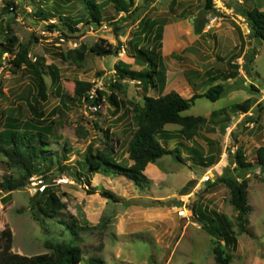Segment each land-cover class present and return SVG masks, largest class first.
I'll list each match as a JSON object with an SVG mask.
<instances>
[{
	"label": "rangeland",
	"instance_id": "obj_1",
	"mask_svg": "<svg viewBox=\"0 0 264 264\" xmlns=\"http://www.w3.org/2000/svg\"><path fill=\"white\" fill-rule=\"evenodd\" d=\"M133 1L130 9L138 8L136 19L116 31L105 20L99 26L82 21L77 30H71L52 10L55 0H15L16 7L8 10L0 0V132L7 128V117L31 125L35 124L31 107L44 113L42 124L51 123L45 143L52 161L33 175L42 176L65 203L53 217L36 219L30 207L38 189L28 183L9 195L0 189V229L10 228L12 250L25 255L50 251L46 242L78 245L82 258L77 264H86L89 256H99L105 264H217L212 253L214 237L196 220L199 210H215L234 223L237 242L229 249L230 264H264V172L253 167L246 174L251 207L247 233H237L236 211L225 185H207L202 190L207 179L222 173L237 148L247 161L254 162L255 149L264 144V42L249 40L247 23L228 6L241 3L264 10V0H213L215 12L206 14H202L203 0ZM58 3L62 4L58 10L71 19L81 20L86 14L80 2ZM103 10L115 14L109 2ZM198 14L208 20L200 34L194 33L191 20ZM51 24L57 26L48 29ZM9 35L15 36L10 44L13 50L31 41L30 58L43 65L45 101L37 95L30 70H10L7 60L12 54L2 51ZM99 38L112 43L118 52L105 56L91 52L89 46ZM80 46L84 59L79 66L73 50ZM151 46L160 54L157 86L144 90L138 81L117 76V62L146 70L147 60L137 49ZM253 47L257 53L247 74L242 65ZM232 57L238 74L214 82L224 84V94L215 102L199 97L183 112L202 117L193 137L186 140L179 135L176 124L164 126L172 137L158 136L162 145L179 149L183 162L164 155L149 163L143 170L148 183L142 188L124 177L87 172L88 153L109 154L123 164L131 163L127 145L136 129L134 115L144 109L145 96L156 97L170 89L185 97L194 91L202 93L210 85L205 71L231 70L228 61ZM76 80L100 83L104 100L96 112L88 101L73 98ZM110 94L118 107L108 100ZM246 99L248 110L242 112L236 105ZM193 150L196 157L206 162L212 158L215 163L206 167L205 162L194 160ZM75 170L83 176L77 179ZM9 174L17 171L7 168L0 153V181ZM63 176L61 182L52 180ZM89 187L96 192L88 193ZM100 189L118 200L101 196Z\"/></svg>",
	"mask_w": 264,
	"mask_h": 264
},
{
	"label": "trees",
	"instance_id": "obj_2",
	"mask_svg": "<svg viewBox=\"0 0 264 264\" xmlns=\"http://www.w3.org/2000/svg\"><path fill=\"white\" fill-rule=\"evenodd\" d=\"M60 3H70L73 1L80 2L85 16L79 19H71L63 15L58 8ZM153 2V0H145ZM3 7L7 10L16 7L15 0H2ZM106 2L112 4L115 9V14H110L103 10ZM133 0H55L54 13L62 24L71 30H77L76 26L84 21L85 24L101 25L107 21L114 30L119 31L125 23L130 19L135 20L137 17L133 5ZM234 13L244 18L249 27L248 38L252 41L264 42V10L257 7L246 8L241 3L228 4ZM202 14L215 12L213 0H203ZM123 15H119V14ZM39 14L43 17L47 15L40 11ZM105 20V21H104ZM193 31L200 34L207 23V19L198 14L192 19ZM57 25H48V29H52ZM160 36L157 33V37ZM7 45L2 47L3 52H10L12 56L8 58L7 64L12 72H17L20 69H27L33 73L37 86V95L41 101L47 99L46 83L43 78V65L37 60L30 58L31 41L17 44L15 50L11 49L10 44L15 41L14 35H9L6 38ZM1 44V43H0ZM91 52L97 55H115L118 48L112 43H108L105 39L99 38L96 42L89 46ZM256 47H253L245 57V62L242 65L245 73L250 74L249 65L252 63L257 53ZM74 51V61L80 66L84 59V48L78 47ZM139 56L147 60L148 68L146 70L129 69L117 62L115 64V72L121 79L128 78L136 80L142 84L144 90L148 86H157L156 74L159 73V57L160 54L156 46L139 47L137 49ZM232 57L228 61L231 70L223 72L220 70L209 69L205 71V75L209 78L210 85L202 93L194 91L190 97H184L174 89L153 97H144V109L134 115L136 129L134 130L128 145L127 157L131 161L129 165L117 161L109 154H91L88 153L85 157V165L89 173H101L108 176H120L130 180L135 186L142 188L148 183V178L143 173L146 165L150 162L161 158L164 155H172L177 161L183 162L181 152L177 147L167 148L159 141V135L163 139L172 137V134L164 129L166 124H176L179 126L178 134L182 135L186 140L191 139L195 133L197 125L202 121V117L197 115H186L184 111L194 103L199 97H205L208 100L215 102L225 92V86L221 82L214 83L216 80H226L230 77H235L238 74V65L233 61ZM1 66V63H0ZM94 86V82L86 80H76L74 82L73 93L74 99H83L90 104H101L102 91L95 89L96 96L89 100L88 94ZM194 87V86H193ZM110 103L118 107V101L113 94L108 96ZM249 106V99L244 100L241 104L236 105V108L246 112ZM31 112L35 118V124L26 125L20 121L7 117V128L0 132V153L5 158L7 168H13L17 171L16 175L9 174L0 181V189L7 195L11 191L26 186L29 178L41 172V167L47 162L52 161V155L48 152L49 145L45 143V135H50L51 123L44 126V113L39 112L36 107H31ZM66 146V143L64 144ZM65 150H67L65 148ZM194 160L205 162V166L209 167L215 163L212 158L204 161L202 157H196V151H192ZM58 160V159H57ZM224 167L221 174L215 179H207L204 182L203 189L207 185L212 186L217 183H222L228 189L229 203L236 211L235 224L237 233H247L248 214L251 207L247 199V178L246 174L253 168L257 167L261 172H264V144L259 145L255 149V161H247L244 158L242 150L236 149L234 157ZM235 164L232 169L231 166ZM47 170V169H45ZM44 170V171H45ZM77 179L83 176L80 171H74ZM87 184L88 180L85 179ZM88 193H95V187H89ZM99 194L113 201L119 197L106 189H100ZM65 208V203L51 190L45 186L42 191H37L32 197L30 209L36 219L39 216L53 217V214ZM196 217L201 228L208 234L212 235L214 246L212 253L217 264H230L231 255L230 247L236 245V236L232 230V223L223 213H218L215 210H199ZM70 226V225H69ZM46 247L50 249L48 252H42L34 255H25L12 250V233L9 227L0 229V264H77L82 258V249L78 245H73L68 242L52 243L46 242ZM86 264H105L99 256H89L86 258Z\"/></svg>",
	"mask_w": 264,
	"mask_h": 264
},
{
	"label": "built area",
	"instance_id": "obj_3",
	"mask_svg": "<svg viewBox=\"0 0 264 264\" xmlns=\"http://www.w3.org/2000/svg\"><path fill=\"white\" fill-rule=\"evenodd\" d=\"M244 19V18H243ZM105 27V26H103ZM101 89V85L100 83H97V84H94V87L91 89V91L89 92L88 94V98L89 100H92L93 97L96 96V93H95V89ZM101 100L103 101L104 100V97L102 96ZM101 104H90V109L92 110V112H96L98 110V108L100 107ZM65 178V176L63 177H54L52 180L54 182H61L63 181ZM28 184H30L32 186V188H34V190L36 191L37 189L39 191H42L43 188L46 186V183H44V179L42 178V176L40 175H32L30 178H29V181H28Z\"/></svg>",
	"mask_w": 264,
	"mask_h": 264
},
{
	"label": "crops",
	"instance_id": "obj_4",
	"mask_svg": "<svg viewBox=\"0 0 264 264\" xmlns=\"http://www.w3.org/2000/svg\"><path fill=\"white\" fill-rule=\"evenodd\" d=\"M184 97H185V96H184ZM150 163H151V162H150ZM148 164H149V163H148ZM148 164H147V165H148ZM128 165H129V164H128ZM147 165H146V166H147ZM145 168H146V167H145ZM144 170H145V169H144ZM94 174H100V175H103V176H108V175H104V174H101V173H94ZM86 177H87V176H86ZM86 177L84 176L85 179H88V178H86Z\"/></svg>",
	"mask_w": 264,
	"mask_h": 264
},
{
	"label": "clouds",
	"instance_id": "obj_5",
	"mask_svg": "<svg viewBox=\"0 0 264 264\" xmlns=\"http://www.w3.org/2000/svg\"><path fill=\"white\" fill-rule=\"evenodd\" d=\"M103 26H105L106 27V25H103ZM95 84V83H94ZM94 87V86H93ZM102 101V100H101ZM90 104V103H89ZM27 185V184H26Z\"/></svg>",
	"mask_w": 264,
	"mask_h": 264
}]
</instances>
